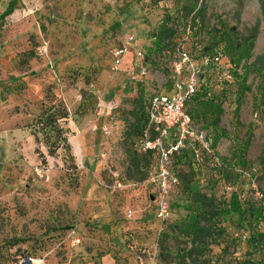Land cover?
Listing matches in <instances>:
<instances>
[{"label": "rangeland", "instance_id": "rangeland-1", "mask_svg": "<svg viewBox=\"0 0 264 264\" xmlns=\"http://www.w3.org/2000/svg\"><path fill=\"white\" fill-rule=\"evenodd\" d=\"M11 1L0 0V19ZM14 1L0 20V264H242L247 252L264 264L258 241L248 243L251 233L264 232V213L256 231L224 211L211 238L197 242L184 230L189 186L221 203L237 193L264 208L254 197L264 193V74L248 78L238 118L241 78L232 69L206 74L223 111L217 130L227 136L216 148L229 160L230 176L181 162L169 216L160 222L149 182L154 162L135 151L133 113L152 95L171 90L176 51L162 49L157 37L172 27L180 4ZM198 7L206 26L236 27L251 38L250 63L264 73V0H199ZM130 35V52L113 69L114 51ZM181 35L177 44L196 58L206 38ZM136 50L146 76L139 74ZM211 120L206 112L196 123L212 138ZM242 143H248L245 167L232 154Z\"/></svg>", "mask_w": 264, "mask_h": 264}, {"label": "trees", "instance_id": "trees-1", "mask_svg": "<svg viewBox=\"0 0 264 264\" xmlns=\"http://www.w3.org/2000/svg\"><path fill=\"white\" fill-rule=\"evenodd\" d=\"M175 1L180 4V9L176 16L171 18L172 27L164 28L161 34L158 35V43L161 45L162 49L165 48V51L167 52L170 49L172 52L176 51L177 48L185 51L182 47H180V43L177 44V40L182 38V32L185 33V38H188L191 32L195 36L203 34L204 38H206V45L200 48L197 52L198 55H196V58L187 52L193 60L196 61L199 68V76L204 74L203 79L200 76L199 88L197 89L194 98L188 105L187 111L196 125H198L196 123V119L199 117L206 118V112L210 114L212 119L211 125L213 126L215 132V135L211 138V140L213 147H216L220 138L227 136L224 131L217 130L220 116L223 111L220 104L217 103V99L213 97V94L210 91L211 84L208 80V75L206 74L211 73L212 70L209 67L207 68L200 64L201 57L204 55H221L223 58L227 59L228 63L233 67L232 70H234V75L241 78V90L234 109L235 118H238L239 116L243 94L245 91L250 90V87L246 85L248 78L254 73H258L259 75L264 73H262L260 66L250 63L252 57L251 38L242 37L238 33L236 27H229L219 23H215L211 27L206 26L204 24L205 17L203 10L201 7H198L199 0ZM14 2L15 1L12 0L9 3L6 10L1 15L0 20H3L5 16L10 15ZM182 40L183 39H181V41ZM238 70L240 74H238ZM133 116L134 122L132 125V133L136 142L142 135L143 130L147 125L145 107L140 104L139 108L133 113ZM247 149L248 143H242L232 152L233 158H235L236 162L242 167H245L247 164L244 158V154ZM148 156L152 158L150 153L142 157L146 158ZM150 161H148L149 164ZM183 161H189L194 164V162L187 156L186 158L178 159L176 161V166ZM221 161L224 165L229 163V160L226 158H221ZM260 165L264 166V149L261 151ZM218 174L220 177L228 180L230 170L227 167H224L222 170L218 169ZM186 178L188 180L189 176H186ZM187 191L193 198L186 208L189 211V216L187 217V228L184 230L188 231V233L191 234L193 239L197 242H201L205 238H211L215 233L218 234L220 232V230H217L214 227L213 223L221 211H224L223 213L234 212L238 216L239 220H245L246 226L253 228L254 231H256L255 228L259 218L262 216V213H264V208L261 206L253 207L250 204H246L247 202L244 203L240 200V196L237 193H232L227 201L221 203L212 196L201 194L195 186L187 187ZM221 208L224 210H221ZM201 222H206V224L201 225ZM250 235L248 243L251 244L250 240L255 239L258 241L257 244L259 245H257L256 249H264V232H253ZM246 255L247 258H245L242 264H257V262L251 258L250 252H247Z\"/></svg>", "mask_w": 264, "mask_h": 264}, {"label": "built area", "instance_id": "built-area-1", "mask_svg": "<svg viewBox=\"0 0 264 264\" xmlns=\"http://www.w3.org/2000/svg\"><path fill=\"white\" fill-rule=\"evenodd\" d=\"M133 43L134 36L130 35L124 40L122 47L114 51L113 69L121 68ZM175 54L171 62V90L168 93L154 94L146 101L147 125L135 142L137 154L145 156L150 153L153 158L154 171L149 182L155 189L152 201L155 203L156 216L160 222L168 218L170 196L173 189L179 185V175L176 172L178 159L188 156L197 166L209 165L216 170L227 167L231 171L228 164L222 163L208 132L203 126L196 125L187 111L200 85L198 65L180 48L176 49ZM134 55L139 62L140 76H146V67L141 62L143 53L136 50ZM200 64L217 74L233 68L221 55H204ZM116 186L120 188L121 184L116 181ZM254 197L264 201V193L256 192ZM132 215L133 213L128 211L126 217L132 218ZM75 243H78V240H75Z\"/></svg>", "mask_w": 264, "mask_h": 264}, {"label": "crops", "instance_id": "crops-1", "mask_svg": "<svg viewBox=\"0 0 264 264\" xmlns=\"http://www.w3.org/2000/svg\"><path fill=\"white\" fill-rule=\"evenodd\" d=\"M130 54H132V53H130ZM131 57H133V54L131 55ZM154 191H155V189H154ZM106 260V259H105Z\"/></svg>", "mask_w": 264, "mask_h": 264}, {"label": "water", "instance_id": "water-1", "mask_svg": "<svg viewBox=\"0 0 264 264\" xmlns=\"http://www.w3.org/2000/svg\"><path fill=\"white\" fill-rule=\"evenodd\" d=\"M151 199H152V197H151Z\"/></svg>", "mask_w": 264, "mask_h": 264}]
</instances>
